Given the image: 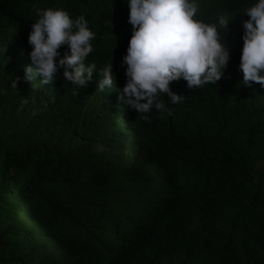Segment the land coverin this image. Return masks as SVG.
<instances>
[{
	"label": "trees",
	"instance_id": "16d2710c",
	"mask_svg": "<svg viewBox=\"0 0 264 264\" xmlns=\"http://www.w3.org/2000/svg\"><path fill=\"white\" fill-rule=\"evenodd\" d=\"M195 2L230 59L216 84L172 82L184 99L162 95L168 115L139 114L120 98L128 0H0V108L38 110L30 120L0 113V180L12 183L0 190V264H264V86L244 85L239 69L242 12L256 0ZM33 5L88 21L85 63L96 70L86 86L62 69L49 83L26 77ZM111 61L114 86L101 92Z\"/></svg>",
	"mask_w": 264,
	"mask_h": 264
},
{
	"label": "clouds",
	"instance_id": "9594fccd",
	"mask_svg": "<svg viewBox=\"0 0 264 264\" xmlns=\"http://www.w3.org/2000/svg\"><path fill=\"white\" fill-rule=\"evenodd\" d=\"M128 22L132 34L122 66L126 67V83L121 99L130 110L147 114L153 109L172 114L161 99L166 95L172 104L184 95L173 92L170 84L181 79L188 89L216 84L230 59L229 47L221 41L217 23L196 19L199 6L195 0H128ZM37 19L31 25L28 43L35 68L26 67V77L34 74L42 83L53 82L58 70L72 84L86 86L91 81L95 64L85 61L93 51L95 33L83 15L73 20L63 8L41 9L33 5ZM242 21L244 33L239 69L243 84L264 86V0L245 7ZM218 25L228 29L229 20L220 15ZM67 45L61 56L59 49ZM57 58H59L57 60ZM97 89L113 88V62L99 70ZM16 82L13 81L12 87ZM143 119L149 120L147 115Z\"/></svg>",
	"mask_w": 264,
	"mask_h": 264
},
{
	"label": "rangeland",
	"instance_id": "374dc122",
	"mask_svg": "<svg viewBox=\"0 0 264 264\" xmlns=\"http://www.w3.org/2000/svg\"><path fill=\"white\" fill-rule=\"evenodd\" d=\"M4 108H9L11 110H14L17 112L18 115L26 116L28 120L34 118L38 113V110H36V108L28 109L25 107V104H7ZM4 108H0L1 114L4 112ZM95 146H96V149L98 150H110L111 149L109 146L101 144V143ZM4 156L6 160H9V155L7 152H4ZM41 160H43V158L40 159V161ZM56 162L59 164L61 160L59 158H56ZM10 189H12V183L10 181L0 180V190H10Z\"/></svg>",
	"mask_w": 264,
	"mask_h": 264
}]
</instances>
